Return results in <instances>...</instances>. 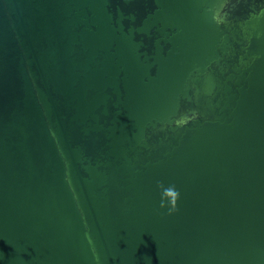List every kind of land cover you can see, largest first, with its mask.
I'll return each instance as SVG.
<instances>
[{
    "label": "water",
    "instance_id": "water-1",
    "mask_svg": "<svg viewBox=\"0 0 264 264\" xmlns=\"http://www.w3.org/2000/svg\"><path fill=\"white\" fill-rule=\"evenodd\" d=\"M0 264H264V0H0Z\"/></svg>",
    "mask_w": 264,
    "mask_h": 264
},
{
    "label": "clouds",
    "instance_id": "clouds-1",
    "mask_svg": "<svg viewBox=\"0 0 264 264\" xmlns=\"http://www.w3.org/2000/svg\"><path fill=\"white\" fill-rule=\"evenodd\" d=\"M216 17L214 16L213 19ZM189 117H181L175 121L177 125H183L188 122ZM158 187L162 189L161 192V207H164V201L167 200L170 205V211H174L176 208V201L179 197V192L175 189L174 185H170L167 188L163 184L158 182Z\"/></svg>",
    "mask_w": 264,
    "mask_h": 264
}]
</instances>
